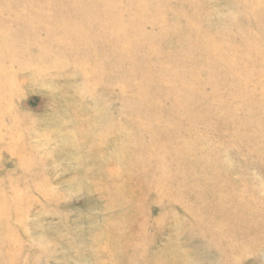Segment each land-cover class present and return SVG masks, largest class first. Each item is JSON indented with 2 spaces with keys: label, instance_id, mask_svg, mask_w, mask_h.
Instances as JSON below:
<instances>
[{
  "label": "rangeland",
  "instance_id": "374dc122",
  "mask_svg": "<svg viewBox=\"0 0 264 264\" xmlns=\"http://www.w3.org/2000/svg\"><path fill=\"white\" fill-rule=\"evenodd\" d=\"M0 264H264V0H0Z\"/></svg>",
  "mask_w": 264,
  "mask_h": 264
}]
</instances>
